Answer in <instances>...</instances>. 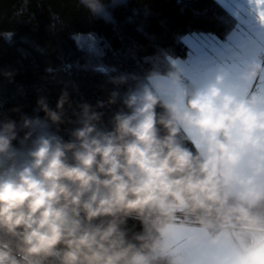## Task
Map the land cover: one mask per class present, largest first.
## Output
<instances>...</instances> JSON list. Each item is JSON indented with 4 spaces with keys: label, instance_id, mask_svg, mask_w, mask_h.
Listing matches in <instances>:
<instances>
[{
    "label": "clouds",
    "instance_id": "9594fccd",
    "mask_svg": "<svg viewBox=\"0 0 264 264\" xmlns=\"http://www.w3.org/2000/svg\"><path fill=\"white\" fill-rule=\"evenodd\" d=\"M261 72L264 65L254 62L227 83L221 70L185 91L183 106L175 98L161 102L156 91L165 90L163 83L129 90L122 100L128 111L113 116L110 131L97 127L103 113L80 104L72 139L38 135L19 165L16 121L0 120V157L13 161L5 167L0 160V233L17 239L15 252L0 244V264H46L56 256L59 264H159L167 251L160 240L177 211L199 224L215 264H264V96L244 94ZM179 75L168 73L173 81ZM118 95L111 92L107 103ZM69 99L62 89L55 109L45 98L36 103L59 125ZM104 106L96 101V109ZM38 123L22 117L24 141ZM181 129L195 133V153L178 141ZM129 218L143 228L132 239L123 227Z\"/></svg>",
    "mask_w": 264,
    "mask_h": 264
},
{
    "label": "trees",
    "instance_id": "16d2710c",
    "mask_svg": "<svg viewBox=\"0 0 264 264\" xmlns=\"http://www.w3.org/2000/svg\"><path fill=\"white\" fill-rule=\"evenodd\" d=\"M96 3L101 8L118 4L109 9L115 23L105 21L84 0H0V120L16 121L17 139L13 147L20 150L17 165L23 163L38 135L72 139L71 131L79 127L80 104L89 103L95 111L103 113L97 127L110 131L113 116L118 111H128L122 103L126 92L143 85L154 89L148 80L150 73L168 76L170 71L177 70L173 61L188 54L185 36L212 35L224 40L236 25L235 19L215 0H96ZM9 33L10 39H4ZM89 34L100 38L99 55L81 48L73 38ZM67 64L72 67L65 70ZM101 67L116 71L96 70ZM8 72L11 77L4 75ZM116 76L126 77L127 83L111 84L110 79ZM62 89L69 93L71 108L65 104L64 122L56 125L47 120L36 101L45 98L49 108L55 109ZM113 91L119 95L114 104H108ZM156 95L160 97L157 92ZM97 100H104L105 106L96 109ZM160 100L164 102L161 97ZM156 111L165 114L162 107L158 106ZM24 116L39 121L27 141L24 136L29 129L22 127ZM158 127L161 135H165L163 127ZM177 139L196 152L197 147L184 129ZM67 155L71 162L72 154ZM0 160H4L5 167L13 163L3 157ZM174 220L188 222L193 218L175 216ZM123 227L129 239L143 231L134 218H129ZM0 243L15 251L17 239L0 233ZM170 262L175 264L168 255L159 260V264ZM46 264H59V257Z\"/></svg>",
    "mask_w": 264,
    "mask_h": 264
},
{
    "label": "snow or ice",
    "instance_id": "6c2138e0",
    "mask_svg": "<svg viewBox=\"0 0 264 264\" xmlns=\"http://www.w3.org/2000/svg\"><path fill=\"white\" fill-rule=\"evenodd\" d=\"M84 2L93 10L99 11L105 21L115 23L109 9L117 7V3L104 5L101 8L96 0H84ZM222 2L237 21L227 41L221 42L214 38H186V42L191 43L192 49L186 72L193 81L203 73H210L218 65L236 70L248 59L264 56V0H222ZM253 4L260 6L259 11L252 7ZM140 30L142 31V28ZM10 37L9 33L3 38L10 39ZM73 38L79 42L81 48L90 53L99 55L102 52L99 47L100 38L95 34L77 35ZM107 46L105 44V47ZM157 59L160 60V57ZM71 67V64L64 66L65 70ZM96 70L104 73L116 71L115 68L103 67ZM49 71L52 72L54 69H49Z\"/></svg>",
    "mask_w": 264,
    "mask_h": 264
},
{
    "label": "rangeland",
    "instance_id": "374dc122",
    "mask_svg": "<svg viewBox=\"0 0 264 264\" xmlns=\"http://www.w3.org/2000/svg\"><path fill=\"white\" fill-rule=\"evenodd\" d=\"M188 60L189 57L185 61L183 59H176L173 61L174 66L178 69L180 73L179 79L177 81L171 80L169 76L162 75H158L157 80L148 79L150 80L153 87L158 82L163 83L165 85V90L156 91L164 102L171 101L173 98H175L177 100V103L183 106L184 92L187 91L188 93H191V91L205 83V78L202 74L195 81L189 78L186 72ZM208 74L213 75L211 72ZM186 130L189 131L190 135L196 141V137H194L195 135L192 134V131L190 129ZM195 228L196 227L192 225H187L182 220L173 221L172 231L167 237H164L162 239L161 243V246L167 249L165 255H168L172 259L173 263L186 264L185 262H189L185 254V250H183L185 245V239L188 235H195V237H199L200 235L205 236L209 241V238L205 234L201 233L200 229L196 230Z\"/></svg>",
    "mask_w": 264,
    "mask_h": 264
},
{
    "label": "crops",
    "instance_id": "0c3cea01",
    "mask_svg": "<svg viewBox=\"0 0 264 264\" xmlns=\"http://www.w3.org/2000/svg\"><path fill=\"white\" fill-rule=\"evenodd\" d=\"M215 1L218 2L226 10V12H228L235 19V17L228 10V8L225 7V5L222 2V0H215ZM235 21H236V19H235ZM236 23H237V21H236ZM228 36L225 37L226 39H224V40H219V39H216V38H214V39L219 40L221 42H226ZM186 38H197V39H199V38H212V36H208V35H197V36L196 35H187V36H185L183 40H184L185 44L188 47V51H187L188 54H187V57L183 59L184 61L188 57H190V54H191V51H192L191 43L190 42H186ZM254 62H256V63L259 62V56L248 59L245 63L241 64L238 67V69H236V70H232L230 68H227L224 65H218L213 71H211V73L213 75H209L208 73H203L202 75L205 78L204 81L207 82L210 79H214L215 75L219 71L222 70V71L227 73L226 82L227 83H235L236 82L235 78L238 77L241 73L245 72L247 70L248 66L250 64L254 63ZM259 76H260V78H259V86H260V89H262V95L261 96H264V72H261V74ZM251 84H252V81L245 86L246 87V91H245L244 94H246V92L250 88ZM260 107H264V105H261ZM184 131L186 132V134L190 138V140L193 142V144H195V146L198 148L199 145L196 144L195 139H193V137L190 135L189 131H187L186 129H184ZM192 134L195 135V133L193 131H192ZM185 223L187 225H190V226L192 225V226L196 227L195 228L196 230L200 229L199 224L195 220H189L188 222H185ZM190 236L191 235H188L186 237L185 245H184V249H183V250H185L186 257L189 260L188 263L187 262H185V263L186 264H189V263H191V264H215V262L213 261L212 257L216 253H215V250L212 249V247L210 246V243L207 240V238L205 236H201L200 235L199 237H196V240L198 242L197 243H192V241L189 239Z\"/></svg>",
    "mask_w": 264,
    "mask_h": 264
},
{
    "label": "built area",
    "instance_id": "2783aa9c",
    "mask_svg": "<svg viewBox=\"0 0 264 264\" xmlns=\"http://www.w3.org/2000/svg\"><path fill=\"white\" fill-rule=\"evenodd\" d=\"M257 63H261L262 65H264V56H259V62H257ZM260 74H258V76L255 78V80L252 81V84H251L250 88L248 89V91L245 94L246 96H249L250 97L252 94L262 95V89H260V86H259V78H260L259 75ZM175 216L191 217L190 215H185L181 211H177V213H176ZM0 244H3V243H0ZM13 252H15V251H13ZM17 258L19 259L20 257L18 256Z\"/></svg>",
    "mask_w": 264,
    "mask_h": 264
}]
</instances>
